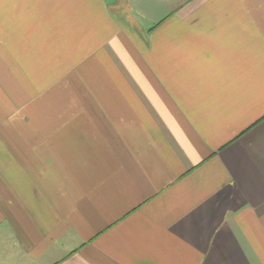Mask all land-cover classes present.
<instances>
[{
    "label": "crops",
    "instance_id": "obj_1",
    "mask_svg": "<svg viewBox=\"0 0 264 264\" xmlns=\"http://www.w3.org/2000/svg\"><path fill=\"white\" fill-rule=\"evenodd\" d=\"M0 264H264V0H0Z\"/></svg>",
    "mask_w": 264,
    "mask_h": 264
}]
</instances>
